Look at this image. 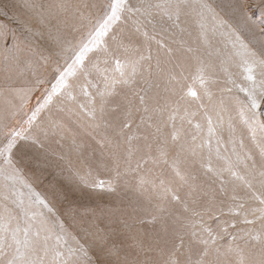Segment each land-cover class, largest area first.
<instances>
[{
  "label": "snow or ice",
  "instance_id": "1",
  "mask_svg": "<svg viewBox=\"0 0 264 264\" xmlns=\"http://www.w3.org/2000/svg\"><path fill=\"white\" fill-rule=\"evenodd\" d=\"M254 15L0 0V264H264Z\"/></svg>",
  "mask_w": 264,
  "mask_h": 264
},
{
  "label": "rangeland",
  "instance_id": "2",
  "mask_svg": "<svg viewBox=\"0 0 264 264\" xmlns=\"http://www.w3.org/2000/svg\"><path fill=\"white\" fill-rule=\"evenodd\" d=\"M217 2L219 3L220 0H217ZM247 4L252 9V12L255 13L254 20L256 22H259L260 17H261V12L262 10H264V0H247ZM8 71L9 69L7 66L0 64V77L4 76ZM51 115L53 119L57 118V113L55 112V110L53 111ZM47 179H51V177L49 176L47 177ZM47 179L45 182H47ZM94 203L95 201L89 200L87 198L78 200V206H91Z\"/></svg>",
  "mask_w": 264,
  "mask_h": 264
}]
</instances>
